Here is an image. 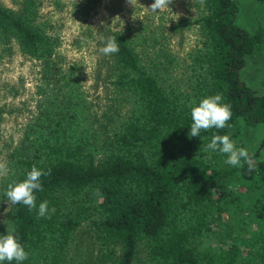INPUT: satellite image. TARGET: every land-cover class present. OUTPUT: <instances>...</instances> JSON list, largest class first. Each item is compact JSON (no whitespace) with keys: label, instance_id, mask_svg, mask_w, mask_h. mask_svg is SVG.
<instances>
[{"label":"trees","instance_id":"obj_1","mask_svg":"<svg viewBox=\"0 0 264 264\" xmlns=\"http://www.w3.org/2000/svg\"><path fill=\"white\" fill-rule=\"evenodd\" d=\"M38 2L19 0L16 9L0 3V42L13 41L46 81L58 42L53 25L38 19ZM193 2L195 16L174 24L197 34L176 81L174 59L161 45L144 54L109 32L119 52L107 78L124 107L112 125L81 116L88 103L68 80L55 99L41 95L35 123L9 158L8 183L25 179L33 165L50 173L34 192L37 208L18 204L6 213L28 253L21 264H72L84 221L105 264H264V133L248 151L251 167L205 150L213 133L240 148L243 128L264 125V93L239 77L247 58H264V14L248 31L236 23V0ZM215 94L231 107L227 126L190 137L189 102ZM45 200L55 212L38 218ZM231 222L236 231L227 229Z\"/></svg>","mask_w":264,"mask_h":264},{"label":"rangeland","instance_id":"obj_2","mask_svg":"<svg viewBox=\"0 0 264 264\" xmlns=\"http://www.w3.org/2000/svg\"><path fill=\"white\" fill-rule=\"evenodd\" d=\"M236 2V23L253 31L255 21L264 14V4L253 0ZM0 3L16 9L19 0ZM152 3L154 0H131V4L129 0H39L38 19H46L48 27L53 25L50 32L58 42L53 79L42 80L37 62L22 54L13 41L0 42V162L9 168L12 150L21 143L27 126L35 123L41 95L48 93L49 100L55 99L59 95L56 91L65 87L64 80L77 86L88 103L89 109L81 111V116L96 118L95 122L107 126L121 116L123 104L115 101L114 88L107 78L113 71V57L100 52L110 31L121 33L133 48L144 54L158 48L154 46L156 42L174 59L170 73L175 81L177 76H185L186 53L197 41V34L194 29H176L174 24L181 18L195 16V3L172 0L169 9L155 13L147 9ZM239 77L255 92L264 93V58H247ZM263 133L264 125L257 124L243 128L238 139L243 148L253 151ZM9 179V174L0 177V235L7 234L9 204L4 192ZM236 183V180L231 183L233 190ZM236 225L231 222L227 229L236 231ZM88 226L84 221L78 227L77 241L70 249L75 254L72 264H105L100 261L98 245L90 239ZM139 264L148 263L141 260Z\"/></svg>","mask_w":264,"mask_h":264},{"label":"clouds","instance_id":"obj_3","mask_svg":"<svg viewBox=\"0 0 264 264\" xmlns=\"http://www.w3.org/2000/svg\"><path fill=\"white\" fill-rule=\"evenodd\" d=\"M172 0H154L147 9L151 12H158L169 9ZM203 4V0H199ZM131 4V0H129ZM158 10V11H157ZM104 40L103 37H101ZM100 52L105 55H112L119 52V45L116 37L109 36L104 41V46L100 48ZM190 108V137H198L201 131L210 129H223L227 126L228 121L232 117L231 107L223 102L221 94H215L202 98L197 102L195 99L189 102ZM206 151H215L227 157L225 163L233 167H243L242 161L251 167L252 157L249 152L243 148H237L235 141L231 140L228 135H219L213 133L210 143L206 145ZM9 174L8 165L0 162V177H6ZM50 174L44 172L33 165L30 171H27L26 178L22 181L12 180L7 184L4 192L9 207L12 205H23L29 211L37 208L35 191H42L41 177ZM38 218H50L55 212V208L49 209L48 201L41 202L38 206ZM7 234L0 235V264L8 262L16 264L28 259V253L19 241L16 235V228L9 224L6 227Z\"/></svg>","mask_w":264,"mask_h":264}]
</instances>
